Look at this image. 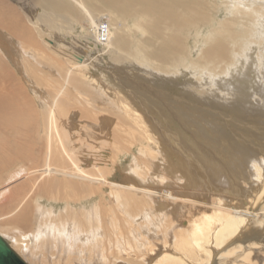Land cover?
Returning <instances> with one entry per match:
<instances>
[{
	"label": "bare ground",
	"instance_id": "1",
	"mask_svg": "<svg viewBox=\"0 0 264 264\" xmlns=\"http://www.w3.org/2000/svg\"><path fill=\"white\" fill-rule=\"evenodd\" d=\"M16 1L0 0V52L39 108L27 96L0 108V236L41 264H264V133L256 146L233 139L264 123V0ZM76 25L100 39L82 43ZM192 30L203 40L184 88L203 103L219 81V164L158 124L163 107L192 133L208 128L163 90ZM105 56L114 74L95 78Z\"/></svg>",
	"mask_w": 264,
	"mask_h": 264
},
{
	"label": "rangeland",
	"instance_id": "2",
	"mask_svg": "<svg viewBox=\"0 0 264 264\" xmlns=\"http://www.w3.org/2000/svg\"><path fill=\"white\" fill-rule=\"evenodd\" d=\"M7 1H9V0H7ZM10 3V2H9ZM13 3V4H12ZM11 4L12 5H14V6H16L18 9H19V2L18 1H14V0H11ZM221 12V11H220ZM219 12V13H220ZM223 13V12H222ZM77 26V25H76ZM75 26V30H76V32H75V35H77V37L78 38H80V40L79 41H81L82 43H83V41L87 38V36H88V31H91V32H89V35H92V37H94L95 36V38H97V39H100V37H99V34H97V35H95L96 34V32L94 33L89 27H87V32H85V30L82 28V27H80V25L79 26H77L76 27ZM105 28L107 27L106 25L104 26ZM90 29V30H89ZM79 30V31H78ZM208 28H205V30L203 31V33L202 32H200V33H202V36H204V34L205 33H208ZM86 33V34H85ZM200 33H198V34H200ZM196 35H197V33H196V31H191L189 34H188V36H189V42H187V51H186V55H185V58L184 59H178L177 60V62L175 63V69L177 68V70L180 68V71H178V72H176V75H175V77H173V80H172V83H171V85L172 86H170V87H166V88H164L163 90H164V92H165V94H167L168 95V97H167V99H172L173 101H184V102H186L187 104L188 103H190V105L191 106H196L197 107V110H201V111H204L207 115H209V118L208 119H205V120H207L206 122H204V124H208V128L206 129V127H202V126H198V129H196V133H192L190 130H192L193 132H194V130L193 129H190L188 126H189V124H187L186 122L184 123L181 119V117H178L177 115H171L170 116V114L168 113V111H167V109H165V108H163V107H161V111H164L165 112V114L166 115H164V116H161V115H158V117H159V119H161L162 117V119H161V121L162 122H158V124H159V127L161 128V129H165V132H167L168 133V135L169 136H171V137H175V136H178V135H180L181 134V136H184V138H187L188 139V141H194L195 142V144L197 143V147H199L200 149H202V150H204V152L205 153H207L208 154V157L209 158H211V162H213V163H217V164H219V162H221V160L220 159H222V161L224 160H226V159H228L227 157H223L222 158V155H219L220 153H219V151L220 150H224V148H229V143L228 142H226L225 140H219V90H217V88L219 89V81H218V83L217 82H215L216 83V85H214L213 86V89H211L210 90V88L212 87V86H210V88H208L207 90L209 91L208 93H210V94H208V96H206L207 98H208V100L206 101L205 100V98H204V100L203 101H205V102H203V103H198V102H195V103H192V101H189V100H193L194 99V95H192V94H190V92L189 91H185V88L184 87H186V85L188 86V87H190L191 85H193L192 83H194L195 82V80H193V69H192V61L193 60H195V59H197L196 57L198 56V53L199 52H197V51H199L198 50V48L196 47V45H198L200 42H201V40H203L202 38H201V36L199 37V39H197V37H196ZM80 36V37H79ZM86 37V38H85ZM16 39V38H15ZM200 40V41H199ZM71 41V40H70ZM78 41V42H79ZM81 42H79V44H81ZM190 44V45H189ZM78 45V44H77ZM104 47V46H103ZM196 47V48H195ZM105 51H108L106 48H103ZM190 49L192 50V52L190 51ZM196 49H197V51H196ZM195 52V53H194ZM197 53V54H196ZM1 54H3V53H1L0 52V108H2V105L5 103V99H12V100H14L15 102H17L18 103V106H19V109L20 110H22L23 108H24V104L26 103L25 101L27 100L26 99V96L28 97V100L31 98L32 100H34L35 102H33L34 103V106H35V108H37L36 110H38V108H39V104H38V101H37V99L35 98V97H38V96H36L37 94L36 93H34L35 91H34V89L32 88L33 87V83L32 82H30L31 83V85H29L28 83H25V82H27L28 80H25V78H24V76H23V74L20 72V70H19V68H17L18 66H15L14 65V63H13V61L12 60H8V59H6V58H3L2 56L3 55H1ZM92 54H94V55H98V53L96 52V53H92ZM187 56V57H186ZM68 57H71V56H68ZM195 57V58H194ZM2 58V59H1ZM108 58V59H107ZM103 59H105L102 63H100L101 64V69H98V71L96 70V71H92V70H90V74L91 75H93L95 78H98V77H100V75L102 76V74L105 72V73H109L110 75L109 76H111L112 74H114V72L113 71H110V70H107L108 69V67H109V65H111V64H108V63H111L112 61H110V59H109V56L107 57V56H105V57H103ZM8 60V61H7ZM60 60L62 61V60H65V61H67V62H71L72 60H70V59H67V58H64V59H62V57H60ZM59 60V61H60ZM183 60H186V62H185V64H183L182 65V62H183ZM5 62V63H4ZM10 64H9V63ZM4 63V64H3ZM5 64H7V65H5ZM127 64H129L130 65V63H127ZM178 64V65H177ZM5 67H4V66ZM188 65H190V66H188ZM132 66H135V65H132ZM185 66V67H184ZM187 66V67H186ZM8 67V68H7ZM10 69V70H9ZM185 69V70H184ZM192 69V70H191ZM102 70H104V71H102ZM191 70V72H189ZM5 71H6V73H5ZM15 71V72H14ZM93 73H92V72ZM100 71L101 72H103V73H100ZM173 71V70H172ZM2 72V73H1ZM112 73V74H111ZM183 73H184V75H183ZM192 75H191V74ZM115 74H119V73H115ZM192 77H191V76ZM106 76V75H105ZM184 76V77H183ZM4 77V78H3ZM6 77V78H5ZM119 77H120V74H119ZM27 78V77H26ZM10 80H12V81H10ZM14 80V81H13ZM180 80V81H179ZM23 81V82H22ZM25 81V82H24ZM189 81V82H188ZM194 81V82H193ZM4 82V83H3ZM191 82V83H190ZM15 83V84H14ZM186 83V84H185ZM188 83V84H187ZM8 84V85H7ZM21 86H20V85ZM36 84V83H35ZM108 84H109V86L110 87H114V88H116L115 86H114V84H112L111 82H110V80H109V82H108ZM11 85H13V86H11ZM17 87H16V86ZM19 85V86H18ZM190 85V86H189ZM4 86V87H3ZM12 88H10V87ZM24 88H23V87ZM194 86V85H193ZM2 87V88H1ZM5 87H7V88H5ZM14 87V88H13ZM20 87H22L23 89L21 90V92L19 91V88ZM109 87V88H110ZM217 87V88H216ZM6 89L5 91L6 92H4V90L3 89ZM16 88V89H15ZM207 88V87H206ZM215 88V89H214ZM1 89H2V91H1ZM11 89V90H10ZM27 90V91H26ZM40 90V89H39ZM10 91V92H9ZM24 91V92H23ZM34 91V92H33ZM41 91H42V89H41ZM25 92H27L26 94H25ZM20 93H22V95L20 94ZM23 93H24V96H23ZM31 93V94H30ZM29 95V96H28ZM53 95V94H52ZM218 95V96H217ZM12 96V97H11ZM54 96V95H53ZM23 97V100L21 99L20 100V98H22ZM33 97V98H32ZM217 98V99H216ZM187 99V100H186ZM203 99V98H202ZM211 99V100H210ZM27 100V101H28ZM8 101V103H9V107L11 108L12 107V104L10 103V101L9 100H7ZM216 101V102H215ZM183 102V103H184ZM22 103H23V105H22ZM40 103V102H39ZM96 105H100V106H103V104H102V102H98ZM34 108V109H35ZM163 108V109H162ZM199 108V109H198ZM205 108V109H204ZM13 109V108H12ZM167 111V112H166ZM39 114H41L40 113V111H37ZM111 114H108V112L106 111V116H107V118L110 116ZM214 117H212V116ZM170 116V117H169ZM37 117H39V116H37ZM37 117H36V115H35V118H32V119H34V125H35V129H36V132H39V133H37V134H40L41 136L42 135H45L46 133H44L45 131H44V127H43V118H40L39 117V119H37ZM167 117V118H166ZM173 119V120H172ZM176 119V120H175ZM180 119V120H179ZM108 120H110L109 118H108ZM168 120H170V121H168ZM39 121V122H38ZM164 121V122H163ZM225 121L226 122H229V119L228 118H226L225 119ZM242 122H244L245 123V121H243V120H241ZM258 121V120H257ZM37 122H38V124H37ZM169 123V124H166V123ZM178 122H179V124H178ZM181 123V124H180ZM210 123H211V125H210ZM251 123V122H250ZM260 123V124H259ZM264 123H262V122H252L250 125L252 126V128L254 129H252L251 128V130L249 131V132H247V134H246V132L244 133V132H241V131H243V127H241V131L240 132H237L238 134L236 135V136H238L237 138H236V136L235 137H233V139L234 140H238V141H244L245 143H249V141L251 140V143H253V142H255V146L257 145V143H258V141L259 140H261L260 139V137H263L262 135V132L264 133V129H262V128H264V125H263ZM167 125V126H166ZM169 125V126H168ZM203 125V124H202ZM238 125V124H237ZM259 125V126H258ZM162 126H163V128H162ZM179 126V127H178ZM182 126V127H181ZM212 126V127H211ZM37 127V128H36ZM168 127V128H167ZM215 127V128H214ZM261 128V129H260ZM30 129V128H29ZM169 129V130H168ZM209 129H211V130H213V131H211V132H208L209 131ZM37 130H39V131H37ZM204 130H206V135L207 136H203L202 134H204ZM239 130H240V128H239ZM171 131V132H170ZM178 132H180V133H178ZM252 132V133H251ZM192 133V134H191ZM242 135H241V134ZM174 134V135H173ZM178 134V135H177ZM251 134V135H250ZM259 134V135H258ZM261 134V135H260ZM12 134H10L9 133V135H8V137L9 136H11ZM163 135H166V134H163ZM160 136H162V135H160ZM215 136V137H214ZM242 136H245V137H242ZM249 136V137H248ZM253 136V137H252ZM0 137H5V135H3V131H2V129L0 128ZM42 137H45V136H42ZM195 137H197V139L195 138ZM214 138V140H213V138ZM162 138H163V136H162ZM207 138V139H206ZM212 138V139H211ZM243 138V139H242ZM246 138V139H245ZM250 138V139H249ZM253 140H252V139ZM202 141H201V140ZM167 140V139H166ZM198 140H200V142L201 143H203V142H205V143H203V144H205L204 146L203 145H201V146H199L198 145V143L199 142H197ZM217 141V142H216ZM218 141H219V143H218ZM224 142V143H223ZM257 142V143H256ZM188 143H190V142H188ZM207 143H208V145H207ZM216 143H218V144H216ZM223 143V144H222ZM243 143V142H242ZM219 145H222L221 147L222 148H219ZM138 150V151H137ZM207 150V151H206ZM213 150V151H212ZM212 151V152H211ZM136 152V153H135ZM139 152H141V146H138V147H136V148H134L133 149V153L131 154V155H129V154H125L124 156L122 155V157H121V159H120V161H119V164L121 165V167L122 168H124L125 167V165H127V164H129V162H130V160H133L134 158V155L135 156H137V155H139ZM213 154V155H212ZM212 155V156H211ZM129 158H128V157ZM126 157V158H125ZM220 157V158H219ZM122 163V164H121ZM124 167H123V166ZM10 173V172H9ZM114 180H116V179H114ZM106 190L105 191H107V187L105 188ZM99 199H97V198H92V199H88V201H85V202H83L82 204H79V205H73V206H77L78 208L79 207H87V209L89 208L90 209V207H93V205L98 201ZM92 204V205H91ZM65 206V204L64 203H60L59 204V206L60 207H63V206ZM91 205V206H90ZM5 236V235H4ZM6 237V236H5ZM8 238V237H7ZM31 243V242H30ZM31 245H32V243H31ZM30 245V246H31ZM16 247V245L14 244L13 245V247ZM18 246V245H17ZM14 247V248H15ZM15 250L17 251V253H19V255L22 257V258H24V260L25 261H27L29 264H41V263H39L40 261L36 258V260L34 259V258H31L27 253H24L23 254V248H22V250H18V249H16L15 248ZM25 252V251H24ZM73 254H74V256L75 257H78V256H80V255H77L76 253H74L73 252ZM28 256V257H27ZM30 257V258H29ZM32 259V260H31ZM32 261V262H31ZM34 262H36V263H34ZM121 264H124V263H121Z\"/></svg>",
	"mask_w": 264,
	"mask_h": 264
},
{
	"label": "water",
	"instance_id": "3",
	"mask_svg": "<svg viewBox=\"0 0 264 264\" xmlns=\"http://www.w3.org/2000/svg\"><path fill=\"white\" fill-rule=\"evenodd\" d=\"M0 264H29L0 236Z\"/></svg>",
	"mask_w": 264,
	"mask_h": 264
}]
</instances>
